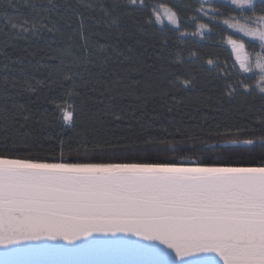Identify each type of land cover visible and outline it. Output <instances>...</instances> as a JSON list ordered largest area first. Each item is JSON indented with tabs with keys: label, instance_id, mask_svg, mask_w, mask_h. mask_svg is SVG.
Here are the masks:
<instances>
[{
	"label": "trees",
	"instance_id": "trees-1",
	"mask_svg": "<svg viewBox=\"0 0 264 264\" xmlns=\"http://www.w3.org/2000/svg\"><path fill=\"white\" fill-rule=\"evenodd\" d=\"M145 2L0 0V155L48 162L61 155L65 162L218 156L255 161L246 166L264 162V94L237 86L229 96L226 88L241 81L255 86L259 79L240 70L228 45L229 38L243 43L253 63L260 52L257 39L224 23L239 20L240 10L225 0ZM157 4L177 14L179 28L156 21ZM24 21L27 32L12 27ZM201 24L207 25L203 35ZM177 77L191 78L192 85L178 86ZM66 103L75 108L70 123L61 112ZM247 139L255 143H225Z\"/></svg>",
	"mask_w": 264,
	"mask_h": 264
},
{
	"label": "snow or ice",
	"instance_id": "snow-or-ice-1",
	"mask_svg": "<svg viewBox=\"0 0 264 264\" xmlns=\"http://www.w3.org/2000/svg\"><path fill=\"white\" fill-rule=\"evenodd\" d=\"M138 2L146 6L145 0H130L132 5ZM230 3L244 23L236 17L224 23L258 39L260 52L254 63L247 57L239 61L240 70L259 75L255 86L243 81L226 85L228 95L237 86L264 94V0L258 6L256 0ZM257 7L261 15H256ZM168 12V21L179 28L177 14ZM152 15L162 23L155 7ZM253 23L257 26L250 27ZM12 27L29 30L27 21ZM205 28L199 25V34ZM229 43L244 47L231 38ZM192 82L177 77L178 86ZM61 112L65 123L73 121L72 105L66 103ZM225 143L252 145L255 140ZM248 164L255 161L218 156L97 163L65 162L61 155L59 162H48L0 155L4 264H50L19 259L46 256L108 258L83 264H264V162Z\"/></svg>",
	"mask_w": 264,
	"mask_h": 264
},
{
	"label": "water",
	"instance_id": "water-1",
	"mask_svg": "<svg viewBox=\"0 0 264 264\" xmlns=\"http://www.w3.org/2000/svg\"><path fill=\"white\" fill-rule=\"evenodd\" d=\"M66 243V242H64ZM8 259L4 256V249L0 247V264H4ZM21 260H41L50 262V264H83L84 261L108 259L106 257H93V256H46V257H22ZM222 264V261H221Z\"/></svg>",
	"mask_w": 264,
	"mask_h": 264
},
{
	"label": "rangeland",
	"instance_id": "rangeland-1",
	"mask_svg": "<svg viewBox=\"0 0 264 264\" xmlns=\"http://www.w3.org/2000/svg\"><path fill=\"white\" fill-rule=\"evenodd\" d=\"M200 1H207V0H200ZM225 1H228V2H230V0H225ZM156 10H157V12L159 13V15H160V17H161V20H162V23H164V22H168V23H170L169 21H168V19H167V16L169 15V12H168V8L165 6V5H162V4H157L156 5ZM155 17V16H154ZM242 24V23H241ZM257 25L254 23V25H250V27H256ZM232 29H234V28H232ZM234 30H236V31H238L237 29H234ZM239 32V31H238ZM240 33H242V32H240ZM243 34V33H242ZM248 37V36H247ZM249 38H252V39H256V38H253V37H249ZM258 40V39H257ZM233 41H235V40H233ZM237 42V44H239L240 42H238V41H236ZM228 45L230 46V48H231V50H232V52H233V55H234V58H235V60H236V62L239 64V66H240V60H242V59H245V57H247L248 58V60H250L251 58L247 55V52H246V50H245V48L243 47L242 49H240V48H238V47H234V45L232 44V43H229L228 42ZM238 57H239V59H238ZM255 57H256V55H255Z\"/></svg>",
	"mask_w": 264,
	"mask_h": 264
}]
</instances>
